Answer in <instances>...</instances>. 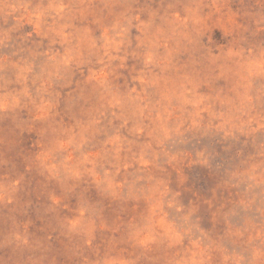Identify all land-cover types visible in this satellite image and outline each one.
I'll return each mask as SVG.
<instances>
[{
	"label": "rangeland",
	"instance_id": "rangeland-1",
	"mask_svg": "<svg viewBox=\"0 0 264 264\" xmlns=\"http://www.w3.org/2000/svg\"><path fill=\"white\" fill-rule=\"evenodd\" d=\"M0 264H264V0H0Z\"/></svg>",
	"mask_w": 264,
	"mask_h": 264
}]
</instances>
